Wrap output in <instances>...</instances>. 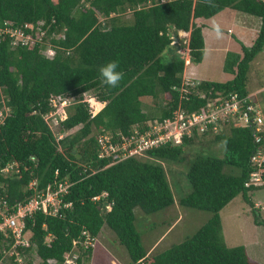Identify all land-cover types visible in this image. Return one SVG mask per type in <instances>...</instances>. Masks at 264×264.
<instances>
[{
  "label": "trees",
  "instance_id": "16d2710c",
  "mask_svg": "<svg viewBox=\"0 0 264 264\" xmlns=\"http://www.w3.org/2000/svg\"><path fill=\"white\" fill-rule=\"evenodd\" d=\"M225 8L259 17L256 39L251 46L241 44L240 52L227 51L223 70L232 78L200 80L181 94L185 59L172 45L173 37L180 30L189 32L190 61L201 62L205 42L202 25L194 20L209 19ZM263 25L264 0H0V195L13 206L32 197L27 185L33 179L37 190L55 177L71 183L62 195L69 206H61L56 215L36 210L25 218L29 246H15L23 261L32 264L34 253L39 264H66V253L77 248L73 264H83L92 257V240L106 224L132 264H261L249 257L244 245L226 244L219 211L241 195L256 216L250 195L264 187V160L258 165L251 156L264 151V127L256 130L228 119L217 132L183 135L180 143L168 142L113 164L110 158H98L96 136L109 132L121 137L135 124L146 127L148 121L172 118L178 105L199 111L217 93L246 97L243 108L254 105L247 73L264 45ZM10 30L30 38L24 42ZM36 31L43 32L39 40ZM47 48L54 50L52 57L45 55ZM113 60L124 74L114 88L103 84L99 74L100 67ZM84 93L98 105L104 103L96 114ZM53 97L69 100L57 130L80 125L60 139L44 118L55 109ZM145 98H152V109L143 108ZM206 135L224 143V155L195 156L187 170L191 190L179 204L211 216L191 236L150 255L135 227L133 209L149 214L174 204L159 161L181 160L184 146ZM255 171L262 185L248 184ZM95 196L98 199H92ZM255 220L264 226L263 218ZM13 243L11 235L0 234V263L19 264L16 255L9 254Z\"/></svg>",
  "mask_w": 264,
  "mask_h": 264
},
{
  "label": "rangeland",
  "instance_id": "374dc122",
  "mask_svg": "<svg viewBox=\"0 0 264 264\" xmlns=\"http://www.w3.org/2000/svg\"><path fill=\"white\" fill-rule=\"evenodd\" d=\"M226 13L228 14L229 22H222L219 25L222 30V35L212 40L210 33L208 35L207 32L212 28L213 22L216 23L218 17ZM246 14L238 10L225 8L216 16L209 19L197 18L194 20L197 25H202V30L204 31L203 36H205V51L200 63L190 64V56L187 53L186 46L189 32L178 31L177 36H174L172 39V45L177 47V52L183 55L185 59L183 74L194 80L225 81L232 78L233 74L223 70V62L227 50L233 51L238 47L236 43L238 38L236 35H240L241 31L239 28L243 29V35L247 34V36H250L253 27H258L259 25L258 18L248 14L255 21L251 25L248 20L249 17ZM129 15L130 13H126V16ZM202 23L204 24V28ZM229 27L233 30V35L228 32ZM191 70L195 72L194 77H191V74H193V72H190ZM263 85L264 45L262 50L250 63L246 88L249 92H253ZM90 95L89 93L86 94V96ZM260 96L261 93L256 96L250 95V99L255 102L254 106L259 110H261V106L257 104L258 101L256 102L255 99ZM91 104L94 105L93 100H91ZM152 104V98L143 99L144 109H152ZM92 108L97 109V106L94 105ZM79 127L80 125H77L70 129L69 134L75 132ZM261 127H264V123ZM183 150V157L179 161H159L166 171L174 196V204L149 214L143 212L140 207L133 209L135 214V227L140 234L143 246L148 250V254L150 255L161 252L169 248L172 244L181 242L186 237L191 236L211 216V212L209 211L180 205L179 198L191 190L190 183L187 179V170L195 156L201 154L202 156L223 157L224 143L222 141H212V137L206 135L203 138L196 139L193 144L185 145ZM258 185H262V182L260 181ZM250 199L257 209L256 216L264 219V187L251 192ZM109 207V205L106 206L107 209ZM219 214L226 244L228 246L244 245L252 260L264 264V226L256 222V216L252 207L241 198V195H238L226 204L219 211ZM30 235V231L24 234L26 238H29ZM93 241L95 246L92 257L86 262L85 259L83 264H132L126 248L118 241L115 233L106 224L102 226L99 235ZM78 252L77 248H75L73 253H66L65 257L67 260L65 259V263L73 264ZM49 262L54 263L53 260ZM31 263H40V259L34 253L31 255ZM0 264H8V260H3Z\"/></svg>",
  "mask_w": 264,
  "mask_h": 264
},
{
  "label": "built area",
  "instance_id": "2783aa9c",
  "mask_svg": "<svg viewBox=\"0 0 264 264\" xmlns=\"http://www.w3.org/2000/svg\"><path fill=\"white\" fill-rule=\"evenodd\" d=\"M29 26L32 27V25ZM261 26L260 21L257 32H259ZM11 34H15L21 39L23 37L24 42H27L30 38L29 35L24 36L22 32L18 31H12ZM42 34V31H36L35 40H39ZM44 53L46 56L52 57L54 50L47 48ZM199 81L193 78L190 79L183 74L182 83L179 87L181 94L186 93L188 87H193ZM200 95L204 96V93L202 92ZM84 100L89 103L90 107H93L90 97L86 96ZM245 100L246 97L240 98L237 93H231L227 97H222L217 93L216 97L208 98L206 106L199 111L188 112L178 105L173 112L172 118L148 121L146 127L135 124L128 134H121V137L114 136L109 132L99 133L96 136L98 143L97 156L98 158H110L109 164H113L128 157L144 155L147 150L168 142L180 143L183 135L192 136L194 133L201 135L210 129L217 132L223 128L224 123L228 119L239 125H254L255 129L259 130L264 122L262 112L252 104H247L243 108ZM51 104L55 109L46 114L44 118L57 138L60 139L69 133V131L57 130L60 120L66 118L65 108L69 104V100L67 98L53 97L51 98ZM251 160L260 165L264 160V151H258V153L252 155ZM10 166L11 164L3 168L4 171H9ZM16 172H18L17 169ZM260 181L258 171H255L251 173L248 184L258 185ZM70 185L69 180L59 181L55 177L44 189L37 190V181L33 179L27 185V188L32 189L34 192L32 197L25 203H18L13 206H10L0 195V234L4 238H8L10 235L14 238L9 254H15L19 264L27 263L23 261L24 259L20 253L15 250V246L22 245L26 247L30 243L28 241L29 238L24 236L25 218L32 215L36 210H42L45 214L56 215L61 206H69V202L63 203L62 195L67 192ZM98 197L95 196L92 199H98ZM90 238L87 235L89 241ZM51 260L53 259H49L48 262Z\"/></svg>",
  "mask_w": 264,
  "mask_h": 264
},
{
  "label": "crops",
  "instance_id": "0c3cea01",
  "mask_svg": "<svg viewBox=\"0 0 264 264\" xmlns=\"http://www.w3.org/2000/svg\"><path fill=\"white\" fill-rule=\"evenodd\" d=\"M223 11V10H222ZM221 12V11H220ZM219 12V13H220ZM245 14V13H244ZM217 15V14H216ZM215 15V16H216ZM246 16H248L249 17V23L251 24V23H255V21H254V19H252V17L251 16H249L248 14H246ZM256 18H258V20H259V17H256ZM201 19V18H200ZM226 21H228L229 22V17H228V14L226 13L225 15H221V16H219L218 17V19H217V24H219V25H221V23L222 22H226ZM248 22V21H247ZM259 23H260V20H259ZM203 24V23H202ZM252 25V24H251ZM254 26V25H253ZM203 28H204V24H203ZM258 29H259V25H258V27H253V30L251 31L252 33H251V35L250 36H247V34L246 35H243L242 34V30L243 29H240L239 28V30L241 31L240 32V35H236L237 36V38H238V41H236L234 38V40L236 41V43L238 44V47L235 49V50H233V51H236V52H239L240 50H241V44H244V45H250L251 43H252V41H253V39L256 37V32L258 31ZM202 32H203V35H204V31L202 30ZM228 32L229 33H232V35H233V30L229 27V29H228ZM208 33V35H209V33H210V35H211V37H212V40H213V38H217V35H216V33L213 31V29L212 28H210L209 29V32H207ZM204 37V42H205V36H203ZM209 38H210V36H209ZM228 40H229V38H228ZM231 43V42H230ZM205 48V47H204ZM240 49V50H239ZM205 51V50H204ZM227 51H232V50H227ZM200 63V62H199ZM190 64H192V62L190 63ZM194 64H196V63H194ZM192 69H194V68H192ZM186 70V69H185ZM187 71V70H186ZM185 71V72H186ZM190 72H193V74H191V77H194V75H195V72L194 71H190ZM190 74V73H189ZM188 74V75H189ZM259 93H261V96L260 97H258V98H256L255 99V101L257 102V104L258 105H260L261 106V112H262V115L264 116V110H263V107H264V85L263 86H261L259 89H256L255 91H253V92H249L248 93V96H250V95H258ZM264 119V118H263Z\"/></svg>",
  "mask_w": 264,
  "mask_h": 264
},
{
  "label": "clouds",
  "instance_id": "9594fccd",
  "mask_svg": "<svg viewBox=\"0 0 264 264\" xmlns=\"http://www.w3.org/2000/svg\"><path fill=\"white\" fill-rule=\"evenodd\" d=\"M207 2H210V0H207ZM257 17V16H256ZM259 20L261 21V19L259 18ZM212 29L213 31L216 33L217 37L222 35V30L219 26V24L213 22L212 24ZM256 37L258 35V32H256ZM256 37L253 39L252 43L254 42V40L256 39ZM252 43L250 45H245V46H251ZM244 45V44H243ZM187 53H188V48H187ZM189 54V53H188ZM190 61V58H189ZM99 74H100V78H101V82L109 87H116L120 84V82L123 79L124 74L119 70V64L117 61L113 60V61H109L106 64H104L103 66L100 67L99 69ZM195 86V85H193ZM86 94L85 98H86ZM90 95V94H89ZM91 98V100H96L93 96H88ZM88 103V102H87ZM89 104V103H88ZM104 104V103H103ZM93 106V105H92ZM104 106V105H103ZM89 108L91 109V113H93V109L92 107L89 106ZM66 110V108H65ZM67 113V112H66ZM94 115V113H93ZM67 116V114H66ZM65 119V118H64ZM72 129V128H71ZM70 130V129H69ZM69 130H65V131H69ZM70 133V131H69ZM68 133V134H69Z\"/></svg>",
  "mask_w": 264,
  "mask_h": 264
},
{
  "label": "bare ground",
  "instance_id": "6f19581e",
  "mask_svg": "<svg viewBox=\"0 0 264 264\" xmlns=\"http://www.w3.org/2000/svg\"><path fill=\"white\" fill-rule=\"evenodd\" d=\"M93 103H94V105H96V106H97V110H98V109H100V105H98V101H96V100H93Z\"/></svg>",
  "mask_w": 264,
  "mask_h": 264
},
{
  "label": "water",
  "instance_id": "95a60500",
  "mask_svg": "<svg viewBox=\"0 0 264 264\" xmlns=\"http://www.w3.org/2000/svg\"><path fill=\"white\" fill-rule=\"evenodd\" d=\"M103 105H104V104H101L100 109L103 107ZM95 109H96V108H94V110H93V113H94V114H96V113L100 110V109H98V110H97V109L95 110Z\"/></svg>",
  "mask_w": 264,
  "mask_h": 264
}]
</instances>
